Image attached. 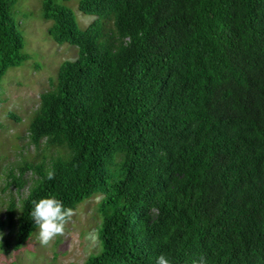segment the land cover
<instances>
[{
	"label": "trees",
	"instance_id": "trees-1",
	"mask_svg": "<svg viewBox=\"0 0 264 264\" xmlns=\"http://www.w3.org/2000/svg\"><path fill=\"white\" fill-rule=\"evenodd\" d=\"M20 1L0 0V104L6 74L30 58L17 16L36 12ZM70 1L37 11L76 57L28 120L43 159L13 177L21 190L34 175L0 219L6 245L34 234L33 200L74 211L101 194L85 264H264V0H79L85 28Z\"/></svg>",
	"mask_w": 264,
	"mask_h": 264
},
{
	"label": "rangeland",
	"instance_id": "rangeland-1",
	"mask_svg": "<svg viewBox=\"0 0 264 264\" xmlns=\"http://www.w3.org/2000/svg\"><path fill=\"white\" fill-rule=\"evenodd\" d=\"M22 1V0H21ZM20 1V2H21ZM19 2V3H20ZM24 8L34 10L36 14L29 17L18 15L20 22L29 20L22 27L25 34L26 52L30 58L23 67L13 68L6 74L5 98L0 104V219L6 216V210L13 198L17 208L20 199L27 195L33 183V173L28 170L24 174L27 180L21 190L17 189L14 176L20 173V167L26 160L37 164L43 159L27 137L28 120L37 108L39 95L50 87V79L57 76L60 65L68 59L76 57V49L69 43L60 45L48 34L51 22L41 19L37 11L41 0H23ZM79 0H71L68 4L76 11L81 28H85L93 19V15L83 14L78 8ZM17 6V5H16ZM40 66V67H37ZM14 110L22 116L21 121L5 114V110ZM20 136V139L17 138ZM48 154L51 152L48 150ZM11 173L9 176L8 173ZM101 194H97L80 204L64 227V234L53 238L47 245L40 243L38 229L19 250L14 249V241L6 245L7 228H0V264H62L75 262L85 264L91 253L99 250L96 225L98 215L95 206ZM97 215V218H95Z\"/></svg>",
	"mask_w": 264,
	"mask_h": 264
},
{
	"label": "clouds",
	"instance_id": "clouds-1",
	"mask_svg": "<svg viewBox=\"0 0 264 264\" xmlns=\"http://www.w3.org/2000/svg\"><path fill=\"white\" fill-rule=\"evenodd\" d=\"M46 178L52 180L54 171H47ZM31 203L32 207L29 215L38 229L40 243L47 245L53 238L62 236L66 222L73 215V209L64 205L54 195L40 197ZM154 264H172V261L165 254H159L155 257ZM192 264H208V262L205 256L200 255L192 261Z\"/></svg>",
	"mask_w": 264,
	"mask_h": 264
}]
</instances>
